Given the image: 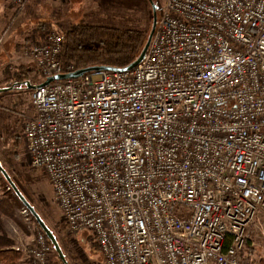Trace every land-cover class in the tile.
Wrapping results in <instances>:
<instances>
[{"label":"built area","instance_id":"1","mask_svg":"<svg viewBox=\"0 0 264 264\" xmlns=\"http://www.w3.org/2000/svg\"><path fill=\"white\" fill-rule=\"evenodd\" d=\"M61 44L46 30L23 48L40 82L75 70ZM40 82L22 125L29 165L104 264H264L246 250L264 212V0H164L131 69ZM35 227L25 264H55Z\"/></svg>","mask_w":264,"mask_h":264},{"label":"rangeland","instance_id":"2","mask_svg":"<svg viewBox=\"0 0 264 264\" xmlns=\"http://www.w3.org/2000/svg\"><path fill=\"white\" fill-rule=\"evenodd\" d=\"M153 2L158 15L164 0ZM14 15L15 19L10 17V22L7 20L4 24L6 33L0 46V165L25 200L54 233L66 264H104L97 246L88 241L89 237L92 241L89 230L82 232L81 239L80 236L66 231L62 211L48 175L42 168L29 165L22 137V125L25 118L33 114L30 89L23 86L13 88V84H8V76L19 65L31 67L30 61L22 56L21 47H25L27 38L38 37L35 29L38 21L48 22V30L58 33L60 29L80 22L122 28L148 25L149 33L152 21L150 3L148 0H28L23 8L13 12L12 16ZM12 30L13 33L9 37L7 34ZM14 150H18L17 156L13 155ZM6 157L11 159L10 163ZM6 183L1 173V194H7ZM6 192L14 204V213L12 218H4V230L7 236L14 240V248L19 247L22 251L21 245L29 243L37 223L32 217V224H28L31 229H27L18 212L22 203L15 193ZM252 242L247 244L246 250L253 260L264 263V212H261L255 221ZM51 260L55 264H64L56 251L52 252Z\"/></svg>","mask_w":264,"mask_h":264},{"label":"trees","instance_id":"3","mask_svg":"<svg viewBox=\"0 0 264 264\" xmlns=\"http://www.w3.org/2000/svg\"><path fill=\"white\" fill-rule=\"evenodd\" d=\"M49 26L46 21H38L35 28L38 37H42ZM148 30V25L122 28L82 22L72 24L60 29L62 44L59 61L61 64L70 62L75 70L90 66L125 67L139 54ZM24 45L29 47V38ZM8 79V84H13V88H27V85L40 82L41 75L34 65H19L9 74ZM13 155L17 156L18 150H14ZM6 160L11 162L9 157H6ZM5 193L8 194L6 191ZM7 194L0 193V264H24L28 257L23 251L14 248V240L7 236L4 230V218H12L14 213V204ZM53 251L55 252L54 249Z\"/></svg>","mask_w":264,"mask_h":264},{"label":"water","instance_id":"4","mask_svg":"<svg viewBox=\"0 0 264 264\" xmlns=\"http://www.w3.org/2000/svg\"><path fill=\"white\" fill-rule=\"evenodd\" d=\"M148 2L150 3L151 11H152L151 28H150V31H149L148 36L146 38V41L143 44L139 54L137 55V57L131 63H129L127 66L121 67V68L109 67V66H90V67H85V68H82V69H77V70H74V71L69 72V73H57V74H55V75H53L51 77H47L45 80L40 82L38 85H45V84L49 83L51 80H53V79H63V78L77 77V76H80V75H82V74H84V73H86L88 71H91V70L106 69V70L124 71V70H129L132 67H134L135 65H137L143 59V57L145 55V52H146L147 47L149 45V41H150L152 32L154 30L156 18H157L156 9H155V3L153 2V0H148ZM32 87H33V84L27 85L28 89H30ZM0 172L4 176V178L7 181V183L11 186V188H12L13 192L15 193V195L19 198V201L29 210V212L32 215V217L34 218L35 222L44 231V233L47 236V238L49 239L53 249L56 251V253L60 257L62 262L64 264H66L64 255L61 252V250L59 248V245H58V242L55 239V236L53 235V233L45 225V223L40 218V216L36 213L34 208L25 200L24 196L18 191L17 187L10 181L8 175L6 174V172L4 171V169L2 168L1 165H0Z\"/></svg>","mask_w":264,"mask_h":264},{"label":"crops","instance_id":"5","mask_svg":"<svg viewBox=\"0 0 264 264\" xmlns=\"http://www.w3.org/2000/svg\"><path fill=\"white\" fill-rule=\"evenodd\" d=\"M9 9L7 8V6H5V4L2 2V1H0V31H4L3 33H4V35H5V33H6V28H4L3 29V27H4V24H5V22L7 23L8 21H9V18L10 17H12L13 19H15V15H17V14H15L14 15V17L12 16L13 15V12H11L10 11V14H9ZM7 15V16H6ZM8 20V21H7ZM10 22V21H9ZM15 30V29H14ZM12 33H13V30L12 31H9L8 32V36L10 37L11 35H12ZM22 49L23 48H25L24 46L23 47H21ZM84 231V230H83ZM83 231H79L77 234H76V236H80V239H81V236H82V232ZM88 239V238H87ZM88 241H90V243H92L93 242V240L91 241L90 240V237H89V240ZM84 243V242H83ZM92 244H94L95 245V243L93 242ZM95 247H96V245H95ZM64 255V254H63ZM65 258V257H64ZM62 261V260H61Z\"/></svg>","mask_w":264,"mask_h":264}]
</instances>
